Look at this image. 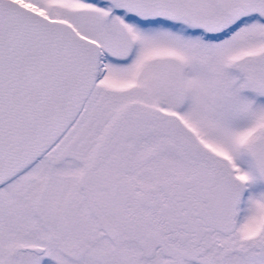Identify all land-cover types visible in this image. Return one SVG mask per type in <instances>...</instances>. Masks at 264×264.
<instances>
[{
  "label": "snow or ice",
  "instance_id": "obj_1",
  "mask_svg": "<svg viewBox=\"0 0 264 264\" xmlns=\"http://www.w3.org/2000/svg\"><path fill=\"white\" fill-rule=\"evenodd\" d=\"M0 264H264V0H0Z\"/></svg>",
  "mask_w": 264,
  "mask_h": 264
}]
</instances>
